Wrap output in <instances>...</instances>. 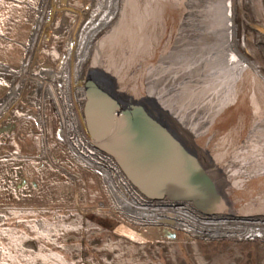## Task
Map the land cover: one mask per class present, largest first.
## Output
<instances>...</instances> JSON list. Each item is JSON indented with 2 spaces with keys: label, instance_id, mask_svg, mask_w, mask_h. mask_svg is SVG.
Listing matches in <instances>:
<instances>
[{
  "label": "rangeland",
  "instance_id": "rangeland-1",
  "mask_svg": "<svg viewBox=\"0 0 264 264\" xmlns=\"http://www.w3.org/2000/svg\"><path fill=\"white\" fill-rule=\"evenodd\" d=\"M36 1L0 0V10L4 8L13 13L19 11L23 15L24 11L19 6L26 5L33 17ZM173 1L174 10L171 13L169 11L161 20L163 27L148 32L151 35V45L153 43L152 50L148 53L152 62H133L134 58L139 56L133 53L130 54L132 62H125L123 66L121 62L119 67L113 66L112 63L108 68L104 67V64L103 68L97 67L100 44L112 37L119 22L117 17L118 22L115 20L100 42L98 41L85 77L92 73L93 68H97L96 73L94 71L95 79L99 80L101 76L106 75L115 81L119 71L122 74L128 71L135 86L145 89L154 85L157 87L156 91L150 92L155 97L150 94L148 96L151 102L162 95L169 97L163 101L168 105L174 99L179 101L180 108H184L196 118H193L194 127L198 129L200 139L206 141L203 143L212 156L211 161L219 162V169L228 182L242 190L243 198L237 195V199L245 204V211L252 212L254 217L262 218L264 130L261 132V129L264 121L261 125L258 123L260 129L251 127L250 133L243 125L250 121L253 124V118H259L258 122L261 121L264 114L257 113L258 116H252L253 118L247 121L244 116L239 118L241 111H238L239 107L236 106L240 103L239 97L236 94L233 96L228 86H236V93L240 92L241 85H250L252 89L255 87L253 92L257 96L264 92V88L259 87L264 86V81L263 84H256L254 81L250 83L244 79L248 74L243 71L253 70L259 78L264 77V51L260 49H264V0ZM220 1L224 14L220 13ZM127 4L126 0H121V8L128 7ZM82 6L83 3L79 0L70 4L71 8L77 10ZM138 11L137 6L136 15L129 14L131 17L127 24L132 27L131 30L134 26L137 27ZM65 14L67 32L76 14L71 10H67ZM61 16L62 11L57 12L54 28L59 26ZM155 21H158L156 16ZM131 30L126 29L127 32L121 36L118 34L117 40L126 39ZM60 32L59 30L57 34H51L48 39L43 35L37 54L44 69L55 70L59 56L63 53V34ZM228 36L231 51L228 45H221L226 44ZM109 43L110 40L105 50L107 58L117 47L120 49V41L112 43V48ZM233 49L242 57L236 55L237 52ZM0 55L13 56L14 61L9 60L7 63L17 67L21 64L23 48L19 45L13 50L0 44ZM40 69L41 67H36L32 76L24 74L23 79L17 82L21 97L14 106L12 105L2 121L0 120V127L7 123L16 124L12 131L0 133V264H60L61 257H65L72 264H208L216 252H221L222 260L231 261L230 264H264V239L175 241L162 239L158 235L131 239L120 232L121 227L116 228L118 221L105 214L91 212L90 208L104 200L106 194L102 191L97 175L71 164L60 151L58 141L55 140L56 122L51 115L47 91L43 87L39 94H36L39 86L37 79H42L39 75ZM137 71L141 73L138 74ZM13 77L11 74L0 72V99L15 81ZM210 78L222 82L221 86L215 88L217 91L214 89V92L206 93L204 98L200 96L202 99H199V96L192 93L193 87L205 91L208 84L204 81ZM231 99L234 100V106L230 103L231 106L228 107L227 103ZM38 102H43L46 108V138H43L39 128L40 115L36 104ZM240 105V108L247 109V98L243 99ZM228 108L231 109L227 110ZM238 126L240 129L236 128ZM255 140H259L260 146ZM33 182H36V185ZM154 229L151 228L144 234H152Z\"/></svg>",
  "mask_w": 264,
  "mask_h": 264
},
{
  "label": "water",
  "instance_id": "water-1",
  "mask_svg": "<svg viewBox=\"0 0 264 264\" xmlns=\"http://www.w3.org/2000/svg\"><path fill=\"white\" fill-rule=\"evenodd\" d=\"M126 1L128 7L120 9L119 22L116 20L118 24L112 37L100 44L97 67L104 64L108 68L111 63L119 67L121 62L123 66L125 62H132L130 54L133 53L139 55L133 62H152L148 53L153 43L151 45L148 32L161 29V20L174 10L173 0ZM137 6V27L131 30L132 27L127 24L131 17L129 14L134 15ZM155 16L158 21H155ZM126 29L132 32L126 39L117 40L118 34L121 36L127 32ZM109 40L110 48L120 41V49L117 47L107 58L105 50ZM96 69L88 73L85 82L84 136L114 158L136 193L149 201L164 199L189 203L205 214L241 219L254 217L237 199V195L242 197L240 187L228 182L219 169V162L211 161L212 156L204 145L206 141L200 139L198 129L194 127V115L181 109L176 99L170 105L163 102L166 95L151 102L148 96L157 87L154 85L145 89L135 86L128 71L126 74L119 71L113 81L106 75L95 79ZM244 112L247 109L241 110L239 118ZM15 128V123H8L1 126L0 131ZM33 184L36 185V182ZM169 223H174V220Z\"/></svg>",
  "mask_w": 264,
  "mask_h": 264
},
{
  "label": "built area",
  "instance_id": "built-area-1",
  "mask_svg": "<svg viewBox=\"0 0 264 264\" xmlns=\"http://www.w3.org/2000/svg\"><path fill=\"white\" fill-rule=\"evenodd\" d=\"M75 1H36L31 30L23 43L21 64L16 67L0 61V72L11 74L15 80L6 95L0 99V120L2 121L21 97L17 82L23 79L24 74L32 76L33 70L41 67L39 75L42 79H37L39 86L36 94L43 87L47 91L51 115L56 122L55 140L58 141L60 151L71 164L97 175L102 191L106 194L104 200L90 208L91 212L105 214L118 221L116 228L121 227L120 232L131 239L144 238L146 235H158L162 239L175 241L264 239V221L254 217L241 219L219 214L210 215L189 203L143 199L132 189L114 158L85 138V76L98 41L117 20L121 0H79L83 3L79 10L70 7ZM67 10H71L76 16L65 32ZM59 11H62L61 20L59 26L54 28ZM59 30L63 34V53L59 56L55 70L44 69L37 54L43 35L48 39ZM36 104L40 115L39 128L43 138H46V108L43 102ZM45 153L50 161L48 151ZM170 220H174V223H169ZM151 228H155L154 232L151 231L152 234H144Z\"/></svg>",
  "mask_w": 264,
  "mask_h": 264
},
{
  "label": "bare ground",
  "instance_id": "bare-ground-1",
  "mask_svg": "<svg viewBox=\"0 0 264 264\" xmlns=\"http://www.w3.org/2000/svg\"><path fill=\"white\" fill-rule=\"evenodd\" d=\"M215 1V0H214ZM220 4V6H219V8H220V10H221V14H224L223 13V8H222V2L220 1L219 2ZM218 4V3H217ZM126 8V7H125ZM214 8V7H213ZM263 9V8H262ZM213 10V9H212ZM219 12V11H218ZM221 14H219L220 15V17L222 16ZM251 16H252V14H251ZM224 17V16H223ZM255 17V16H254ZM222 18V17H221ZM258 20V19H257ZM256 21V20H255ZM254 21V22H255ZM251 22V21H250ZM220 25H222V24H220ZM245 25V24H244ZM246 25H248V23L246 24ZM250 25H252V24H250ZM253 26V25H252ZM247 27V26H246ZM251 27V26H250ZM249 27V28H250ZM113 28V27H112ZM238 28H239V26H238ZM247 29V28H246ZM259 29V28H258ZM219 30V29H218ZM228 30V29H227ZM252 30V29H251ZM235 31V30H234ZM226 32V31H225ZM254 32V31H253ZM237 33H239V32H237ZM236 33V34H237ZM221 34H223V33H221ZM233 34V33H232ZM249 34V33H248ZM257 34V33H256ZM105 35V34H104ZM109 35V34H108ZM252 35V34H251ZM237 37H239V36H237ZM258 37V36H257ZM263 37V36H262ZM220 38V37H219ZM232 39H233V36L231 35V41H232ZM237 39V38H236ZM222 41H223V38L221 39ZM238 40V39H237ZM230 37L228 36V38L226 39V44H221V45H223V46H225V45H228V48H229V50L231 51L232 50V47L230 46ZM259 41V40H258ZM99 42H100V40H99ZM254 43V42H253ZM219 45V44H218ZM255 45V44H254ZM261 50H263L264 51V49H262V48H260ZM95 51V50H94ZM233 51H235L234 49H233ZM235 52H237V54L236 55H238L239 57L241 56V54L238 52V51H235ZM264 53V52H263ZM94 55V54H93ZM242 57V56H241ZM222 65V64H221ZM252 66V65H251ZM220 68H222V67H220ZM223 69V68H222ZM246 74H248V76L246 77V76H244V79L246 80V81H250V83L251 82H255L256 84H258L259 82L261 83V84H263V81H264V77L263 78H259V76H258V74H256L255 75V73L253 72V70L251 71V72H248V71H246V69L245 70H243ZM227 72V71H226ZM254 73V74H253ZM6 75V74H5ZM48 75H50V73L48 74ZM52 76H53V74H52ZM260 76H262V75H260ZM206 81H207V84H208V87H207V89H205V91H202V89L200 88V90H196L195 89V87H193V90L195 91H193L192 93L193 94H196L197 96H201V97H203L204 98V96H205V94L206 93H208V94H210V92H214V91H217L215 88L217 87V86H219L220 84H222V82L220 83L218 80L216 81V79L214 78V79H212V78H210V79H206L204 82L206 83ZM235 81H237L238 82V80H237V78H235ZM242 82V81H241ZM223 83H225V82H223ZM236 84V83H235ZM19 85V84H18ZM221 86V85H220ZM219 86V87H220ZM228 86V85H227ZM227 86H224V87H226L227 88ZM205 87V88H206ZM223 87V86H222ZM233 87V84L231 85L230 84V86H228V88H230V92L232 93V95L233 94H236V95H238V102H240V103H238V105H236L237 107H239V109L238 108H235L236 110L238 109V111L240 110H242V112H243V110H245V109H242V108H240V104H242V100L243 99H246L247 98V100H248V107H247V111H249L248 112V114H247V112H244V113H242V116H241V118L244 116V119L247 121V118H248V120L249 119H251V118H253L252 116H254V117H256V116H258L257 115V113H261V115H263L264 114V112H262V111H264V92H260L259 94H258V96L257 95H255L254 94V92H255V87L252 89L251 88V86L249 85V86H245V85H241V86H239V89H240V92H238V93H236V91H235V87H233V90H231V88ZM260 88H264V86L263 85H261V86H259ZM237 88V87H236ZM13 89H14V87H13ZM215 89V90H214ZM222 89V88H221ZM224 89V88H223ZM222 89V90H223ZM247 89V90H246ZM189 90H192V89H190L189 88ZM214 90V91H213ZM246 91V93H245V91ZM251 90V91H250ZM254 91V92H253ZM261 91V90H260ZM257 92V91H256ZM224 93V92H223ZM248 93V94H247ZM231 95V96H232ZM234 96V95H233ZM231 98V97H230ZM233 101L234 100H230L229 101V103H227L229 106L228 107H230L231 105H230V103H232V105H233ZM226 104V105H227ZM234 106V105H233ZM231 108H228L227 110H230ZM224 111H226V110H224ZM246 114V115H245ZM255 114V115H254ZM260 115V116H261ZM246 116V117H245ZM261 118H263V116H261ZM261 118H260V120H261ZM258 119L259 118H253V120H254V123L252 124L251 123V121L250 122H248L246 125H243L244 127H245V129L246 130H248V132L250 133V131H251V127L252 128H257V129H260L261 127H259L263 122L262 121H264V119H262L261 121H259L258 122ZM253 122V121H252ZM256 122V123H255ZM245 123V122H244ZM260 125H259V124ZM255 124V125H254ZM264 124V123H263ZM254 125V126H253ZM236 128H238V129H240L239 128V126L238 127H236ZM243 128V127H242ZM263 129H261V132H262V130H264V125H263V127H262ZM254 129H252V131H253ZM247 132V131H246ZM257 132H259L258 130H257ZM252 134V133H251ZM250 134V135H251ZM257 134H259V133H257ZM256 134V135H257ZM247 135H248V133H247ZM264 135V134H263ZM253 136V135H252ZM228 137V136H227ZM256 137V136H255ZM260 137V136H259ZM244 138V137H243ZM242 138V139H243ZM258 138V137H257ZM248 139H250V138H248ZM264 139V138H263ZM253 140V139H252ZM261 140V139H260ZM224 141V140H223ZM228 141V140H227ZM232 141V140H231ZM230 141V142H231ZM250 141V140H249ZM248 141V142H249ZM256 141V140H255ZM258 141V144H259V140H257ZM256 141V142H257ZM262 141V140H261ZM251 142V141H250ZM262 142H264V141H262ZM245 143H247V142H245ZM244 143V144H245ZM238 144V143H237ZM241 144V143H240ZM257 144V145H258ZM235 145V144H234ZM243 145V144H242ZM229 146H231V145H229ZM233 146V145H232ZM259 146H260V144H259ZM234 147V146H233ZM245 147V146H244ZM257 147V146H256ZM262 148H263V146H261ZM243 148V147H242ZM259 148V147H258ZM255 149V148H254ZM239 150V149H238ZM259 150L260 149H258V152H259ZM234 151V150H233ZM237 152H239V151H237ZM253 152V151H252ZM258 154V153H257ZM251 155V154H250ZM249 155V156H250ZM256 157H259V156H256ZM234 159V158H233ZM252 160V159H251ZM256 160V159H255ZM259 161V160H258ZM245 162V161H244ZM261 162V161H260ZM254 164V163H253ZM252 165V164H251ZM254 166V165H253ZM257 166V165H256ZM258 167H259V165H258ZM261 167V166H260ZM249 169V168H248ZM264 169V168H263ZM260 170V169H259ZM254 171V170H253ZM264 172V171H263ZM245 173V172H244ZM249 173V172H248ZM254 173V172H253ZM254 177H256V176H254ZM261 190V189H260ZM255 215H256V213H255ZM260 216V215H259ZM254 218H257V217H254ZM256 220H263L264 221V216L262 217V218H257Z\"/></svg>",
  "mask_w": 264,
  "mask_h": 264
},
{
  "label": "crops",
  "instance_id": "crops-1",
  "mask_svg": "<svg viewBox=\"0 0 264 264\" xmlns=\"http://www.w3.org/2000/svg\"><path fill=\"white\" fill-rule=\"evenodd\" d=\"M19 7L24 11L23 15L19 11L13 13L4 8H2V11L0 10V44L10 49L13 48V50L16 46L19 47V45L23 48V43L27 40L34 18V14L32 17V13L28 6L22 5ZM27 11L29 12L28 14ZM0 57H4L3 59L0 58V60L6 62H10L9 60L12 61L14 59L11 55H0ZM5 58H7V60H5ZM0 133L4 132L0 131Z\"/></svg>",
  "mask_w": 264,
  "mask_h": 264
},
{
  "label": "trees",
  "instance_id": "trees-1",
  "mask_svg": "<svg viewBox=\"0 0 264 264\" xmlns=\"http://www.w3.org/2000/svg\"><path fill=\"white\" fill-rule=\"evenodd\" d=\"M177 250H178V248H177ZM178 254H180V253H178ZM220 254H221V252H216L215 255H213V257H211L209 259L208 264H230L231 261L222 260V257L220 256ZM60 264H72V262H70L65 257H61ZM251 264H253V263L251 262Z\"/></svg>",
  "mask_w": 264,
  "mask_h": 264
},
{
  "label": "flooded vegetation",
  "instance_id": "flooded-vegetation-1",
  "mask_svg": "<svg viewBox=\"0 0 264 264\" xmlns=\"http://www.w3.org/2000/svg\"><path fill=\"white\" fill-rule=\"evenodd\" d=\"M206 63V62H205ZM205 63H203V64H205ZM210 63V62H209ZM205 65H207V63L205 64Z\"/></svg>",
  "mask_w": 264,
  "mask_h": 264
}]
</instances>
